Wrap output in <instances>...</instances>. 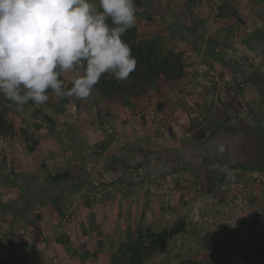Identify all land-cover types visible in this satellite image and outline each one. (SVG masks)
I'll return each instance as SVG.
<instances>
[{
	"label": "crops",
	"instance_id": "crops-1",
	"mask_svg": "<svg viewBox=\"0 0 264 264\" xmlns=\"http://www.w3.org/2000/svg\"><path fill=\"white\" fill-rule=\"evenodd\" d=\"M181 2L154 0L148 5L153 10L150 17L158 21L157 7L167 6L171 13ZM190 9L201 17L203 28L191 31L189 37H197L200 43L191 47L186 40L185 54L192 56L182 60L181 67L230 70L232 75L245 70V78L235 77L234 81H254L255 71L264 69V0H228L227 9L216 22H210V17L199 11L202 8ZM149 48L151 55L163 53L162 69L173 68L174 50L165 46L160 50L155 43ZM71 106L70 111L61 112L54 101L46 102L40 117L29 106L21 111L8 106L13 126L7 134L0 135V264H111L118 246L129 242L139 230L163 232L180 219L184 220V229L173 239L181 238L184 245L194 246L200 239L191 230L197 209H188L190 204L175 208L165 202L173 195L187 201L179 186L195 184L196 173L184 165L189 161L186 146L179 165L167 161L159 165L169 169L156 170L154 162L145 160L142 164L141 160L140 166L139 152L131 155V146L117 138L119 130L112 134L113 125L106 128L96 124L98 114L90 103L75 101ZM127 161L129 165L124 166ZM69 218L74 224L66 234L62 227L66 229L67 223L63 225V221ZM21 234L29 239V249L22 258L10 250ZM69 236L70 240L62 244L70 247L61 245L68 258H50L47 253L52 246L61 249L57 237L67 240ZM199 253L207 258L210 250ZM155 259L158 258L151 257L142 264H158Z\"/></svg>",
	"mask_w": 264,
	"mask_h": 264
},
{
	"label": "rangeland",
	"instance_id": "rangeland-1",
	"mask_svg": "<svg viewBox=\"0 0 264 264\" xmlns=\"http://www.w3.org/2000/svg\"><path fill=\"white\" fill-rule=\"evenodd\" d=\"M191 1L182 0L171 13L166 10L167 6L157 7V21L150 17L153 10L148 7L154 0H135L137 24L124 35L138 61L129 80L118 83L111 74H104L98 83L103 86V92L94 87L87 100L65 98L61 102V98L49 93L47 102L54 101L61 112L70 111L75 101L90 103L98 114L96 124L106 128L113 125L112 134L113 130H119L117 138L131 146L134 151L131 155L139 152L137 163L140 166L141 160L142 164L145 160L154 162L156 170L165 169L167 166L161 165L167 161L179 165L183 146H186L185 156L189 161L183 164L196 173L195 184L190 188L179 186L180 190L184 189L187 201L173 195L165 202L175 208L190 204L188 209H197L196 219H191V230L200 242L197 240L190 247L184 245L181 238L174 240L173 236L167 239L165 236L164 243L152 256L158 258L155 259L158 264H264V69L254 70L257 77L251 83L246 80L236 83L235 77L245 78V70L232 75L230 70L182 68V60L192 56L185 54L186 40L191 47H197L200 40L189 35L203 28L201 17L190 9L196 8L190 5ZM227 6L228 2L222 13ZM199 11L210 17V22L219 21L206 9ZM168 18L173 21L169 22ZM154 43L160 50L165 46L175 51L171 55L173 68L162 69L165 57L160 51L151 55L149 47L153 48ZM113 86L118 94L102 97L111 92ZM7 106L4 101L0 102V118L4 114L5 123L9 124L11 106ZM26 106L34 108L37 117L45 111L44 105L35 107L30 102ZM6 129L10 131L11 127L7 125ZM221 146L225 149L223 153L219 152ZM123 165L128 166L129 161ZM225 166L232 170L234 180L222 171ZM194 211L192 209L191 214ZM66 220L63 221V225L67 223L66 229L62 227L61 231L67 234L74 222L73 218ZM184 224L180 219L174 227L155 233L167 235L174 228L183 230ZM24 236H18L17 243L10 246L15 257L22 258L29 249L26 247L29 239ZM69 240L70 236L67 240L57 237V245L67 248L68 243H62ZM64 248L56 250L52 246L47 254L50 258L56 255L68 258L62 251L66 250ZM204 249L210 250L207 258L199 253ZM24 264L29 263L24 261Z\"/></svg>",
	"mask_w": 264,
	"mask_h": 264
},
{
	"label": "clouds",
	"instance_id": "clouds-1",
	"mask_svg": "<svg viewBox=\"0 0 264 264\" xmlns=\"http://www.w3.org/2000/svg\"><path fill=\"white\" fill-rule=\"evenodd\" d=\"M136 24L135 0H0V97L21 111L49 93L87 100L104 74L127 82L138 61L124 35Z\"/></svg>",
	"mask_w": 264,
	"mask_h": 264
},
{
	"label": "trees",
	"instance_id": "trees-1",
	"mask_svg": "<svg viewBox=\"0 0 264 264\" xmlns=\"http://www.w3.org/2000/svg\"><path fill=\"white\" fill-rule=\"evenodd\" d=\"M107 86V84H106ZM98 90L103 92V86L97 84L95 86ZM107 88V87H106ZM116 87H112V91L106 94H102V97H110L111 95H116ZM4 101L6 106L8 103L0 97V102ZM63 102V99L61 100ZM8 107V106H7ZM5 115L0 118V135H5L9 131L6 129L7 125L12 128L13 124L5 123ZM6 125V126H5ZM62 177H58L55 180H60ZM182 232L180 228L172 229L167 235L164 233H155L152 230L139 231L137 237L129 243H122L115 254L112 255L111 264H142L146 260L150 259L157 251V249L164 243L163 238L177 235Z\"/></svg>",
	"mask_w": 264,
	"mask_h": 264
},
{
	"label": "built area",
	"instance_id": "built-area-1",
	"mask_svg": "<svg viewBox=\"0 0 264 264\" xmlns=\"http://www.w3.org/2000/svg\"><path fill=\"white\" fill-rule=\"evenodd\" d=\"M228 0H192V7H200L209 11L214 18H221L222 11L225 8ZM71 221L70 218L67 219ZM66 220V221H67Z\"/></svg>",
	"mask_w": 264,
	"mask_h": 264
}]
</instances>
